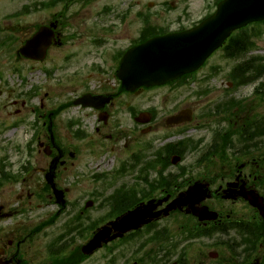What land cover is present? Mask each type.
I'll return each mask as SVG.
<instances>
[{
    "label": "flooded vegetation",
    "instance_id": "af4514ba",
    "mask_svg": "<svg viewBox=\"0 0 264 264\" xmlns=\"http://www.w3.org/2000/svg\"><path fill=\"white\" fill-rule=\"evenodd\" d=\"M133 1L134 0H116V2L114 3V5L116 7H119L118 9L120 10H124L125 11V16L124 19H120L119 21H117L116 15L117 12L115 11L116 7L113 9V13L110 15V17L112 18V21L114 22H120V24L118 26H112L113 27V32L114 34L111 36V42L113 44H122L125 42L127 43V46L125 48H128L130 46L134 45V42L136 40H134V34H133V23H134V18H135V14H134V10H133ZM139 3H141L142 7H146L148 8L149 6V2L145 0H136ZM142 12V10H141ZM138 13V12H137ZM139 16V14L137 15ZM141 16L143 17L144 14L142 13ZM56 21V20H54ZM62 29V25L59 24L56 30V38L57 40L61 38L64 39V34H63V30ZM106 31H104L105 33ZM106 34V35H105ZM104 34V36H109L108 32H106ZM101 37L104 38V36L102 35V33H100ZM100 36H98L99 38ZM110 44V45H113ZM57 44H54L51 47V50L49 52V54L52 52V49L55 48ZM107 46V45H106ZM124 48V49H125ZM123 50V49H122ZM121 50V51H122ZM119 51V52H121ZM50 57V55H49ZM108 59V58H106ZM83 85L86 88V84H89L90 87L88 88V91H92V89H95L96 86H100L97 85V80L96 79H90L89 81H87V78L84 77L83 78ZM95 93H100V94H104L107 96H110L111 101L105 105H103L100 109H94V112H97V118H98V123H96L95 126V136L100 137L101 139L97 140V145L98 147H101L104 144L103 140H108V141H113L115 142V144L117 143V141L121 138H123L124 136H126V134L128 133V127H125L123 125V123L118 120L116 122L114 121V118L116 116L117 112H113L115 109L116 104L121 100V99H125V98H133V93H129V92H125L122 91V89H104V90H96ZM132 106L130 101L127 100L125 101V108L122 111V113L119 115V119L125 120L126 119V114L127 112H129V110L132 109ZM134 113L132 115L129 116V120L133 119L134 120ZM120 122V125L118 124ZM139 128H143V125L136 123ZM54 129H52V132L54 134V138L55 141L53 142V140L51 139V134L49 135V141L47 142L49 145H51L52 147V151L51 153L48 154V161H47V165H48V169L50 170L52 168V171L54 173V177H55V181L58 185L59 188H67L65 187V183L67 182L66 177L67 175H69V170L71 168H73L74 166H78V170L77 173L75 170L72 171V174L74 176H78L81 180L85 181V177L89 176L91 174H93V171H89L86 169V162L85 160H81V164H76V160H77V155L75 153H70L67 152L63 146L61 145V143L59 142V140L61 139V134L59 132L62 131V129L68 130V128L64 125V122L60 121L57 125L53 126ZM120 127L121 131L119 133H117V128ZM50 132V129H48V133ZM130 132H132V129H130ZM68 137V136H67ZM93 138V137H91ZM133 142H136V139H134L132 142L131 141H127V139H125L124 141H122V148L121 150V154L123 152H128L131 149V144ZM116 147L114 146H110V149L113 150ZM117 149V148H116ZM101 154H106L107 150H105L104 148L100 151ZM132 157V156H131ZM129 162H132V160L130 158L125 160V164L127 165ZM101 166H105V164H102L101 162L98 163V167ZM31 170L33 171V159L31 161V165H30ZM124 169H120V172H123ZM31 177V182L33 183V174L30 175ZM97 177H100L97 176ZM101 187L104 186H93V190H96L98 192H100ZM67 191V189H66ZM96 193V192H95ZM31 197H33V193L30 194ZM52 197V195H51ZM37 205L39 207H41L42 203L39 202L37 203ZM65 210H63V208L59 207V212L62 213ZM64 214V213H63ZM197 225V229L195 227V230H198V225H202L200 223V220L198 218H195V226ZM42 235H44V238H41L38 236L36 230H33V257H29V259L26 258V260L22 259L21 256V244L19 243L17 246V250H10V248L8 247L7 244H2V242L0 243L1 246H3L5 248L4 254H2L0 256V258L8 260L11 263H16L17 260L19 259L20 261L16 264H53V256L51 254L50 249L47 252V247H50L51 245L49 244V237L47 236L46 233H43ZM24 242V241H23ZM62 244L66 245V243L64 242V239H62ZM9 244L13 245V241L9 240L8 241ZM38 248V249H36ZM60 256H59V255ZM57 254V258L62 257V254L58 252Z\"/></svg>",
    "mask_w": 264,
    "mask_h": 264
},
{
    "label": "water",
    "instance_id": "95a60500",
    "mask_svg": "<svg viewBox=\"0 0 264 264\" xmlns=\"http://www.w3.org/2000/svg\"><path fill=\"white\" fill-rule=\"evenodd\" d=\"M263 19L264 0H224L219 4L217 13L199 30L213 34L209 40V45L211 44V49H213L235 28L251 21ZM173 37L166 36L154 39L145 47L146 53L144 48L133 53L134 57H143L144 60V63H135L134 75L137 81L140 80L136 68H141V66L144 67L146 79L144 82L163 83L199 64L197 57L200 54V49L195 56V45L192 42L180 44ZM192 37L195 40V36ZM140 73L141 70L139 76L143 78Z\"/></svg>",
    "mask_w": 264,
    "mask_h": 264
},
{
    "label": "rangeland",
    "instance_id": "374dc122",
    "mask_svg": "<svg viewBox=\"0 0 264 264\" xmlns=\"http://www.w3.org/2000/svg\"><path fill=\"white\" fill-rule=\"evenodd\" d=\"M28 1H30V0H0V9H1L0 18L2 17V14H4L5 12L7 13L8 10L14 9V8H19L21 6V4H23V2H28ZM153 1H155L158 4V6H159L160 0H153ZM178 1L180 3V7H179L180 11L173 10V12H170L168 14V15L171 16L170 20H171V18L176 16L177 13L181 12L183 14L184 11L187 8L189 9L187 4H191L190 5V11L188 12V17H191L193 19L195 17V11H197L199 14L203 13L205 11L206 3H207V0H189L187 2H185V0H178ZM210 1L212 2L213 0H210ZM158 6L156 7V11L158 9ZM39 20H40L39 17H37L36 15H33L32 17L26 19V23L25 24L29 25V26L32 25V24L34 25V23L39 21ZM157 23L160 24L161 22L157 21ZM168 23H170V21ZM31 27H28V28H31ZM33 29H34V26H33ZM2 35L6 36L7 33L4 32ZM258 46H259V48H263V53H264V47H263L264 46V38L262 39V41L259 43ZM257 52L262 53L260 49H258ZM0 56H1V54H0ZM40 76H41V81H43V76L42 75H40ZM215 83H216V85H214L215 86V91L213 92L214 94H212V97L216 98V99H219L220 95L223 93V88L224 87H219L217 85V83H221L220 79L216 80ZM34 84L35 85L39 84L37 82V75L33 76V85ZM41 86H43V85H41ZM250 89H252V88L251 87H244V88L236 91L234 93V95L241 96L242 94H246V92L249 93ZM44 92H45V88H43V90L41 91V97L44 96ZM186 94L188 95V93H186ZM151 95H152V93H151ZM39 98H34L33 99V106L39 104ZM53 98H54V100L57 99L55 95L53 96ZM148 98H149V103L148 104H144V107L154 106V104L162 106L160 103H154V97L153 96H149ZM179 98L183 99L184 96L181 95ZM5 101H6L7 104L9 103L8 100H5ZM44 101L46 102V100H44ZM193 102L194 101L190 100V102H185V103H193ZM199 102H201V101L195 98V105H200V104H198ZM12 104H9V106H11L10 109H12V110L16 109L17 106L14 105V104L12 105ZM202 107H203V105L199 106V109H201ZM12 117H13V113L12 114H7V113H5L4 110L1 111L0 112V129L3 128V126L5 125V122L9 123L10 121H12L13 120ZM25 137L26 136H25V134L22 133V131H19V132L14 131V133H13L12 130H8L5 134L3 133V135H0V158L5 153H13V154L17 153L14 156V158H17V159L19 157H21L22 152L25 154V151H18L16 149L17 144H19V145L22 144L23 140H25ZM35 154H36L35 155V157H36L35 158V162H37V166H39V167L40 166L41 167L44 166L45 165V159H46L44 157V154L40 153V152H36ZM42 158L44 160H42ZM81 158H82V160L85 159V161H90V160L93 161V159H94L90 154L88 155V151L85 152L84 156H82ZM193 159H194L193 157L189 156V157L186 158L185 162L190 165L191 161ZM235 165H233V168H232L233 170L235 169ZM206 177L210 178L208 176H206ZM86 184H94V182L93 183H87L86 182ZM15 191H16V189H14L13 187L7 186L5 188V192H4L5 197L7 199L10 197L13 201H16L15 200V197H16V192ZM1 194H3V193H1ZM32 251H33V249L29 252V256L30 257H33V252Z\"/></svg>",
    "mask_w": 264,
    "mask_h": 264
},
{
    "label": "trees",
    "instance_id": "16d2710c",
    "mask_svg": "<svg viewBox=\"0 0 264 264\" xmlns=\"http://www.w3.org/2000/svg\"><path fill=\"white\" fill-rule=\"evenodd\" d=\"M241 41H243L244 44H246V42H247V41H244V40H241ZM249 45H250V42H249V40H248V46H249ZM251 66H253V67L255 68V62H248V67H249V69H250ZM254 72H255V70H254Z\"/></svg>",
    "mask_w": 264,
    "mask_h": 264
}]
</instances>
